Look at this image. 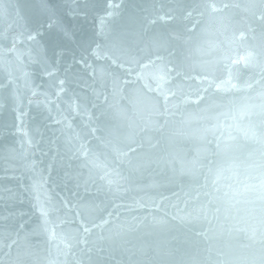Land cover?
Masks as SVG:
<instances>
[{"label": "water", "instance_id": "1", "mask_svg": "<svg viewBox=\"0 0 264 264\" xmlns=\"http://www.w3.org/2000/svg\"><path fill=\"white\" fill-rule=\"evenodd\" d=\"M0 264H264V0H0Z\"/></svg>", "mask_w": 264, "mask_h": 264}]
</instances>
